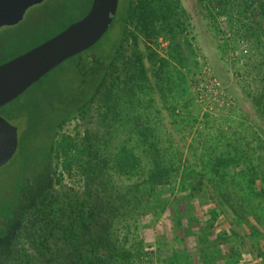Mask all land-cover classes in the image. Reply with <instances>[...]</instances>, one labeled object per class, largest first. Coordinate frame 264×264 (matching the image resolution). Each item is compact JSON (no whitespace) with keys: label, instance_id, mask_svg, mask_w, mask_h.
Instances as JSON below:
<instances>
[{"label":"rangeland","instance_id":"1","mask_svg":"<svg viewBox=\"0 0 264 264\" xmlns=\"http://www.w3.org/2000/svg\"><path fill=\"white\" fill-rule=\"evenodd\" d=\"M236 1L181 0L189 23L183 50L193 55L184 68L178 69L181 75L170 81L157 82L150 63L151 56L154 60L156 56L167 58L169 43L165 38L146 41L140 37L136 47L130 27L122 40L115 65L127 68L137 51L144 56L152 92L143 103V122L158 130L161 154L172 166V188H165L158 200L161 204L168 197L171 212L160 208L152 216L137 214L128 219L133 231H140L143 248L159 251V258L153 257L155 264H264V118L247 95L248 86L254 82L260 85V80L255 81L253 71L248 82L242 77L250 54L264 55V44L261 51H256L252 42L243 39L241 26L253 24L255 19L241 15ZM91 6L92 0H46L30 8L18 27L0 30V63L57 36L83 19ZM119 9L120 3L116 21L92 54L64 64L6 109H0V117L18 130L17 153L0 168L1 222L17 207L26 168L47 153L50 132L44 127L57 117L54 110L62 102L89 92L93 81L90 76L100 72L114 56L120 40ZM210 77L220 85L218 95L206 92ZM109 83L108 78L102 95L89 103L85 117L73 119L59 131L54 146L68 137L79 147L85 142L107 155L115 156L126 148L138 157V164L129 176L119 170L114 174L115 188L124 192L130 186L146 184L152 161L135 135L138 124L131 114L120 110L116 98L104 96ZM20 113L23 115L18 119ZM63 161L64 157L52 156L51 167L58 180L46 184L44 195L56 186L57 196L63 200L84 199L86 177L77 165L65 170ZM117 164L113 159L112 165ZM216 164L222 166L213 171ZM182 198V205L175 204ZM188 204L187 210L184 205ZM211 212L217 215V221L210 222ZM175 213L188 224L186 237L181 231L176 238L172 236L171 214ZM222 222L225 226L218 229ZM209 224L213 227L206 228ZM29 244H19L17 250L33 251ZM169 252L174 254L171 261ZM151 263L146 256L136 258L134 264Z\"/></svg>","mask_w":264,"mask_h":264},{"label":"trees","instance_id":"2","mask_svg":"<svg viewBox=\"0 0 264 264\" xmlns=\"http://www.w3.org/2000/svg\"><path fill=\"white\" fill-rule=\"evenodd\" d=\"M218 1L222 2V0ZM119 3L117 26L121 37L125 36L128 28L132 27L134 32L131 35L136 47L140 37L146 41L165 38L169 43L167 58L156 56L154 60L153 56L150 57L156 81L162 83L164 80L170 81L177 74L181 75L178 69L184 68L189 56L193 55V53L186 54L183 50L182 42L187 41L189 23L181 0H119ZM236 8L244 17L255 19L253 24L241 26L243 39L252 42L254 50L261 51L264 44V0H237ZM222 14L223 11L219 12V15ZM97 45L64 64L78 62L81 56L92 54ZM121 50L122 45L119 43L114 56L105 67L94 76H90L89 80L93 78V81L89 92L84 91L82 97H74L72 100L62 102L54 110L57 117L44 127L50 132L47 153L26 168L21 178L17 207L5 214L3 222L0 221V248L11 251L12 240L14 241L16 229L19 227V216L22 215L23 209L31 206L36 200L35 192H39L40 197L45 196L53 155L56 159L64 157L65 170L70 171L73 165L79 167L86 177L84 199L72 202L63 200L60 196L55 197L52 193L49 194L50 192L46 193L49 203L45 209L47 218L43 219L44 224L29 244L33 251L25 248L17 250V257L12 264H134L136 258L146 256L150 257L151 264H155L153 257L159 258L158 250L150 251L143 248L140 231H137V228L133 231L128 219L137 214L144 217L152 216L155 214L154 211L160 208L165 213L170 211L168 197H165L164 202L162 199L161 204L158 200L165 188H172L173 180L170 177L172 166L161 154L158 130L153 124L143 122L145 116L143 103L152 92L144 56L137 51L131 65L124 69L121 66L118 68L115 64L120 59ZM252 71L255 81L260 80V85H255L254 82L253 85L248 86L247 95L253 101L259 115L264 118V55L260 56L254 51L250 54L242 74L245 81L248 82L252 78ZM108 78L110 83L104 96H113L120 110H126L131 114L132 119L139 125L135 127V135L143 145L144 153L152 161L149 169L150 177L146 184L130 186L124 192L115 188L113 176L118 172L117 170L129 176L138 164V157L126 148L122 147L115 156L107 155L101 148L97 151L94 146L85 142L79 147L68 137L62 138L58 145L54 146L59 131L71 118L77 115H82L81 118L85 117L87 105L98 95H102V89ZM149 101H152V98H149ZM22 115V113L17 114L18 119ZM113 159H117L118 164L115 166L112 165ZM217 166L222 165L216 164L212 170ZM185 183H182L184 192ZM251 183L256 185L257 182L252 180ZM184 200L179 199L175 204L182 205ZM184 207L188 210L190 204ZM211 214L213 219L210 222L217 221V215H214V212ZM171 217L174 224L172 236L176 238L181 231L186 237L188 224L186 225L184 219L176 213L174 216L171 214ZM224 226L222 222L218 224V229ZM212 227L213 225L209 224L206 228ZM157 238L159 240L161 237L157 235ZM200 242L203 243L202 240ZM168 254L171 261L174 254L172 252Z\"/></svg>","mask_w":264,"mask_h":264},{"label":"water","instance_id":"3","mask_svg":"<svg viewBox=\"0 0 264 264\" xmlns=\"http://www.w3.org/2000/svg\"><path fill=\"white\" fill-rule=\"evenodd\" d=\"M46 0H0V29L21 23ZM119 0H93L89 13L38 47L0 65V109L10 105L65 62L89 51L110 30ZM18 150V130L0 117V168Z\"/></svg>","mask_w":264,"mask_h":264},{"label":"flooded vegetation","instance_id":"4","mask_svg":"<svg viewBox=\"0 0 264 264\" xmlns=\"http://www.w3.org/2000/svg\"><path fill=\"white\" fill-rule=\"evenodd\" d=\"M22 23V22H21ZM21 23L14 27H5V28H16L18 27ZM119 29V26H118ZM1 30V29H0ZM120 32V31H119ZM120 35V33H119ZM124 36H119L120 40L119 43L122 44ZM15 59V58H13ZM11 59V60H13ZM9 60V61H11ZM8 61V62H9ZM7 63V62H6ZM89 105H87L86 112L88 111ZM82 116V115H81ZM80 115L75 116L74 118H71L67 123L72 121L75 118H80ZM66 123V124H67ZM51 180H58L57 177H55L54 172L52 170V167L50 169V173L47 176V181L50 182ZM53 191L50 192L49 194H53L55 197L57 196L56 193V186H52ZM34 197H36V200L32 203L31 206H26L23 211L22 215L19 216V227L16 229L15 235H14V241L12 240L14 246L11 248V251H6L0 248V264H11L14 262L16 259V252H17V246L20 244H29L31 243L34 239L35 236L37 235L36 233L38 230L42 227L44 224L43 219L47 215L45 214V209L46 206H48V196L45 195L44 197L39 196V192L34 193ZM44 200V202H43ZM51 213V211L49 212ZM51 218V217H50ZM23 219V222H22ZM8 252V253H7Z\"/></svg>","mask_w":264,"mask_h":264},{"label":"built area","instance_id":"5","mask_svg":"<svg viewBox=\"0 0 264 264\" xmlns=\"http://www.w3.org/2000/svg\"><path fill=\"white\" fill-rule=\"evenodd\" d=\"M206 84H207L206 92L213 93L214 96L218 95L219 89H220V85L218 84L216 79L210 77Z\"/></svg>","mask_w":264,"mask_h":264}]
</instances>
